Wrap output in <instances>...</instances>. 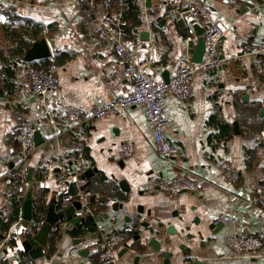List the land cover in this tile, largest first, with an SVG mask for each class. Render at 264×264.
Segmentation results:
<instances>
[{"label": "crops", "instance_id": "1", "mask_svg": "<svg viewBox=\"0 0 264 264\" xmlns=\"http://www.w3.org/2000/svg\"><path fill=\"white\" fill-rule=\"evenodd\" d=\"M139 1L140 25L128 34L126 42L158 81H164V73L173 78L187 49L191 53L196 48L200 37L194 26L206 30L221 22L228 31L219 43L218 55L235 58L217 70L198 71L189 99L166 95V111L172 120L168 139L180 148L172 162L158 154L142 108L102 119L92 116L97 104L128 95L133 89L122 78L124 64L116 57L112 42L98 35L99 28L92 34L86 29L88 22L99 26L100 18L117 21L118 7L104 11L99 3L91 14L90 9L83 12L79 0H0V47L4 51L14 46L3 31L12 11L13 17L43 26L41 39L53 44V55L57 50L73 54L58 66L60 88L48 98L46 106L32 92L30 64L17 70V90L13 95H7L0 81V219L10 215L11 180L7 174L14 168L2 159L17 153L15 137L24 123L35 126L43 140L24 168L22 198L28 185L27 174L32 169L34 207L42 201L48 206L56 199L60 213L64 210L58 209L60 198L71 184L83 185L96 175L105 177L106 182L103 191L95 189L87 195L79 191L82 195L76 201L88 210L76 212L74 218L85 219L86 223L72 225L65 220L58 225L60 231L55 232L54 228L51 233L54 243L49 241L44 256L38 259L23 250L27 231L22 221L18 224L20 211L19 220L10 226L14 246L4 244L10 228L0 231V264H19L21 254H26L33 264H96L112 234L125 238L117 252L119 264H264V212L254 202L252 193L255 184L264 182V80L252 65L254 50L264 42V2L255 9L247 0H151L149 7L156 8V13L148 14L147 0ZM188 3L201 4L205 15L196 19L187 16V22L172 15ZM179 23L184 26L179 27ZM127 26L133 28L131 22ZM189 28L195 31L190 42L193 49L186 45L188 34L182 33ZM144 32L148 40L142 36ZM127 144L134 148L129 157L121 152ZM64 154L77 159L71 172L64 171L58 162ZM222 161L231 163L239 176L237 182L220 176ZM85 166L96 172L81 179ZM61 177L64 182L59 181ZM153 178H188L203 181V188L199 193L173 198L160 190L150 193ZM121 182L125 183L124 188ZM93 195L96 203L88 206ZM102 216L109 219H101ZM222 216L237 223L215 226L214 222ZM95 217H100L98 223ZM138 219L146 222L155 235L141 228L138 241L133 229ZM80 226L84 229L82 234ZM93 226L94 233L88 231ZM170 226L177 235H167ZM244 232L262 240L259 251L238 255L227 247L230 235ZM146 238L168 243L156 251L146 244ZM189 251L190 256L186 255Z\"/></svg>", "mask_w": 264, "mask_h": 264}, {"label": "built area", "instance_id": "2", "mask_svg": "<svg viewBox=\"0 0 264 264\" xmlns=\"http://www.w3.org/2000/svg\"><path fill=\"white\" fill-rule=\"evenodd\" d=\"M255 9L258 8L264 0H247ZM119 4L121 1L119 0ZM100 6L104 11L113 8V0H102ZM90 13L94 14L97 7L95 0H89ZM148 14H155L156 8L149 7ZM10 15H14L12 11ZM178 19L187 22L186 17L199 18L205 15L204 7L199 3L183 4L180 8L171 12ZM99 26L88 22L86 24L87 32L92 34L93 31L99 30L98 35L101 38L109 39L114 48L116 57L124 64L122 78L126 79L133 86L132 92L121 97H113L107 102L99 103L95 106L92 116L95 119H102L111 115H125L131 108L140 107L144 110L147 125L153 134L154 145L158 154L167 162L180 154L179 146L173 144L168 139V132L172 125L166 111L165 98L168 93H172L180 99L187 100L191 96V83L198 71L217 70L225 65L230 64L235 58L218 55V46L221 40L226 36L228 29L221 23L215 22L209 26L203 34L206 42V52L200 63L192 62V55L187 49L185 57L181 60L177 74L170 79L169 83L158 81L149 72L146 66L139 60L137 54L128 46L125 39L124 23L120 20L110 21L109 19L100 18ZM195 31L192 28L188 30L186 45L192 42ZM252 65L254 70L264 80V42H261L252 54ZM58 65L52 61L46 68L34 69L29 68L28 79L34 95L40 98L42 104L46 106L48 98L58 92L60 83L57 79ZM37 128L29 123H24L15 137L18 142V151L12 156H5L2 159L4 164H13L7 178L13 180L23 177L25 174V163L36 150L35 134ZM123 156L129 157L133 154L134 148L127 144L122 146ZM64 171L71 172V167L77 162L75 156L62 155L58 161ZM88 166L83 167V172L89 170ZM220 176L230 182H237L239 176L234 171L228 161H222L219 165ZM60 182H64L62 177ZM203 188V181H195L188 178H173L170 180L152 179L149 185V192L154 193L157 190L167 193L170 197H178L187 193H199ZM252 193L255 203L264 212V182L254 185ZM81 192L77 194L64 193L60 198L62 206L70 205L80 197ZM22 220L18 221V224ZM231 222L236 224L237 221L222 216L214 222L217 226L220 223ZM60 226V225H59ZM55 227V232L60 231V227ZM12 240L11 228L6 235L5 245H10ZM125 238L121 234H112L107 238V245L99 254L96 264H119L117 252L124 245ZM227 247L238 255L257 252L262 246V240L250 232L235 233L226 239Z\"/></svg>", "mask_w": 264, "mask_h": 264}, {"label": "trees", "instance_id": "3", "mask_svg": "<svg viewBox=\"0 0 264 264\" xmlns=\"http://www.w3.org/2000/svg\"><path fill=\"white\" fill-rule=\"evenodd\" d=\"M82 6L83 12H89V0H79ZM113 0V7H118L120 13V20L124 23V35L125 39L128 38V34L131 31H137V27L140 25L139 17L141 11V3L139 0ZM96 5L101 3L102 0H95ZM8 22L3 26V31L6 38L14 44L13 47L9 48L8 51H4L0 47V81L5 89L7 95H13L17 90V70L21 65L25 64L23 61L26 51L31 48L35 41L41 39V33L43 26L32 20L28 19H19L17 17L9 16ZM131 22L133 28L127 26V23ZM180 26H184L183 23H179ZM185 35L188 34V31L182 32ZM73 54L68 50H57L51 59H46L38 62L30 63L32 68L43 69L46 68L52 61H54L58 66L65 64L71 59ZM25 185L24 176L15 178L11 180V192H10V215L8 218L0 219V231H8L10 226L19 220V215L21 211L22 203V191ZM105 177L101 175H96L93 178L85 181L83 185L77 186L76 184H71L69 187L68 193L77 194L78 191H81L83 194L87 195L94 193L95 189L100 191L106 189L105 187ZM80 200V198H76ZM35 220L38 223H42L45 218V212L47 210V205L44 201L37 204L35 207ZM63 207L60 203L58 205L59 211L63 210ZM86 225V224H85ZM84 229L83 226L79 227V233L82 234ZM82 232V233H81ZM79 234V235H80ZM56 238V235L54 234ZM49 241L51 245L54 243L53 238L50 237ZM15 245V240H11V246ZM52 248L50 249V252ZM19 264H33V261L26 255L21 254V261Z\"/></svg>", "mask_w": 264, "mask_h": 264}, {"label": "water", "instance_id": "4", "mask_svg": "<svg viewBox=\"0 0 264 264\" xmlns=\"http://www.w3.org/2000/svg\"><path fill=\"white\" fill-rule=\"evenodd\" d=\"M151 0H147V7L150 6ZM194 30L196 31L197 36H199V40L197 42L196 48L193 49V43H190L191 55H192V62L194 63H200L203 60V57L206 52V42L205 38L203 37V34L205 33V29L202 30L201 28L198 29V26H194ZM148 34L146 32L142 33V36L145 40H148ZM53 44L50 42H47L46 39H40L39 41H36L33 43L31 48H29L26 51V54L24 56L23 61L27 64L38 62L46 59H51L53 57L52 48ZM170 78H167V73H164V82L169 83ZM264 114V110H262L261 115ZM235 126V133H237V123L234 124ZM35 143L36 147L43 144L42 135L40 132H36L35 134ZM96 172L95 169H89L84 172L83 175H81V179H86L91 177ZM27 188L25 197L23 199V203L21 206V220L22 225L24 229L27 231L25 233L26 240L23 242V250L26 254H28L32 259H38L45 254V249L48 245L49 239L51 237V233L53 229L63 223L65 220H69L70 224L77 225L79 223H86L85 219L80 218H74V215L76 212L83 211L87 212L88 207L83 206L80 201H74L72 202L69 207L64 208V210L60 213H57V200L52 199L47 206V210L45 212V218L42 221V223H38L35 220V208L33 203V170L30 169L27 177ZM120 186L124 188L125 183L121 182ZM126 191L129 192V189L126 188ZM90 203L88 206H91L96 203V196L93 195L90 197ZM116 213L118 212V209H115ZM109 216H102L101 219H109ZM92 217H89V220H92ZM94 220L98 223L100 221V217H95ZM144 228L146 231H148L149 235L154 236L155 232L152 230V228L147 227L146 222H142L140 219L136 220L134 223V235L135 238L140 241L141 240V231L140 229ZM88 231L94 233L96 231L95 226L92 228H89ZM177 230H175L174 227L170 226L167 229V235L176 234ZM102 234H98L99 242L101 241ZM146 244L151 245L156 251L159 250L161 247V244L168 243V241H160L157 239H150L146 238ZM157 246L158 249H157ZM182 247V246H181ZM128 249V248H127ZM126 249V251H127ZM86 251V250H85ZM125 251V250H124ZM186 255L190 256L192 255L191 251L187 253ZM121 257V256H120ZM119 257V258H120ZM193 264H199L197 262Z\"/></svg>", "mask_w": 264, "mask_h": 264}]
</instances>
